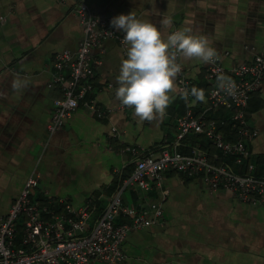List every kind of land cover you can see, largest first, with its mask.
<instances>
[{"label":"crops","instance_id":"crops-1","mask_svg":"<svg viewBox=\"0 0 264 264\" xmlns=\"http://www.w3.org/2000/svg\"><path fill=\"white\" fill-rule=\"evenodd\" d=\"M84 1L100 18L134 12L156 25L165 38L190 27L193 34L211 41L225 70L254 54L264 55V0ZM73 5V0H0V215L34 173L32 199L51 202L56 210L58 200L74 207L92 200L94 217L136 158L157 157L163 149L187 153L190 147L204 145L194 134L175 141V118L187 106L177 92L169 94L173 100L162 120L141 123L132 108L119 106L114 94L126 46L113 39L90 51L97 60L90 96L104 116L96 117L79 105L61 128L47 132L52 100L60 95L57 87L48 86L52 58L74 52L81 38ZM165 17L171 18L170 27L162 26ZM179 62L190 89L205 92L204 102L192 97L188 106L194 113L206 110L208 118L225 120L221 130L232 138L226 112L207 105L206 63ZM16 81L21 82L19 89L13 88ZM245 119L256 131L246 141L248 161L255 164L253 173L263 174L264 79L247 99ZM124 147H133L136 154L122 151ZM161 185L167 191L161 217L128 231L121 244L124 258L116 264H264V202H240L226 189H208L198 176L171 170L163 173ZM125 194L121 200L135 206L158 197L155 189L128 188Z\"/></svg>","mask_w":264,"mask_h":264},{"label":"built area","instance_id":"built-area-1","mask_svg":"<svg viewBox=\"0 0 264 264\" xmlns=\"http://www.w3.org/2000/svg\"><path fill=\"white\" fill-rule=\"evenodd\" d=\"M73 2L81 38L74 52L62 51L52 58L48 86L57 87L60 95L52 100L46 125L48 133L61 128L79 105L96 117L104 116L90 96L89 80L97 62L90 51L99 48L105 39H113L124 46V34L112 27L109 18H100L84 0ZM177 62L180 63L179 58ZM218 74L234 82L235 89L231 94L218 87ZM205 79L209 83L207 105L226 112L232 126V138H226L219 130L225 120L208 118L206 110L194 113L188 106L192 98L189 96L187 102L184 100L186 108L175 118V141L188 134L201 135L222 155L231 156L233 164L245 171H233L225 165L211 162L197 146L190 147L187 153L163 149L157 157L143 155L136 158L130 172L119 180L94 218L92 200L80 207L58 200L60 207L56 210L51 202L32 199L37 176L30 173L6 213L0 215V264L118 263L124 258L121 244L128 231L152 225L161 217V203L167 194L162 188L161 178L167 170L198 176L208 189H226L240 202L251 205L263 203L264 176L252 174L253 164L247 162L249 151L246 141L254 137L256 131L247 125L245 108L249 95L260 87L264 79V55L254 54L249 61L229 70H225L217 59L214 63H206ZM175 82L179 96L180 90H190L183 69ZM119 106L124 107L120 103ZM122 151L136 154L133 147H124ZM127 188L136 191L155 189L158 197L146 204H124L121 196Z\"/></svg>","mask_w":264,"mask_h":264},{"label":"clouds","instance_id":"clouds-1","mask_svg":"<svg viewBox=\"0 0 264 264\" xmlns=\"http://www.w3.org/2000/svg\"><path fill=\"white\" fill-rule=\"evenodd\" d=\"M161 24L170 27L172 20L165 17ZM111 25L124 34L122 43L126 46L115 99L132 108L134 117L141 123L162 120L166 116V109L173 100L169 94L178 91L175 80L182 70L178 58L203 63H214L218 59L211 41L206 36L193 34L190 27L172 31L165 38L156 25L137 18L134 12L113 17ZM217 82L218 87L230 94L235 89L234 82L223 74H218ZM20 87V81L13 83V88ZM179 94L186 102L189 96L197 102L205 101L204 90L197 87L184 88Z\"/></svg>","mask_w":264,"mask_h":264},{"label":"trees","instance_id":"trees-1","mask_svg":"<svg viewBox=\"0 0 264 264\" xmlns=\"http://www.w3.org/2000/svg\"><path fill=\"white\" fill-rule=\"evenodd\" d=\"M221 127H222V125L219 127V130L220 131H222L221 130ZM194 135H197V134H194ZM198 136H201V135H198ZM201 137H202V139L204 141L203 142L204 145H202L201 147L198 146V149L201 150V151H203L207 155L208 159L211 162H213L215 164L225 165L226 167L230 168L233 171H237V172H239V171L240 172L245 171V169H241V168H238L237 169V168H235V166L233 165L232 157L231 156H229V155H222L217 149H215L207 141H205L204 138H203V136H201ZM226 138H229V137H226ZM205 149H207V151ZM211 150H213V152H215L213 155H211V153L209 152ZM247 162H249V161L247 160ZM252 164H253V167H254L255 164L254 163H252ZM263 168H264V165H263ZM252 174H254L256 176H264V172H263V174H255V173H253V170H252Z\"/></svg>","mask_w":264,"mask_h":264},{"label":"rangeland","instance_id":"rangeland-1","mask_svg":"<svg viewBox=\"0 0 264 264\" xmlns=\"http://www.w3.org/2000/svg\"><path fill=\"white\" fill-rule=\"evenodd\" d=\"M189 135H191V134H188L187 136H189ZM127 189H128V188H127ZM127 189H126V190H127ZM126 190H125V191H126ZM125 191H123V194H125ZM125 195H126V194H125ZM122 196H123V195H122ZM121 199H122V197H121ZM122 202H123V201H122ZM123 203L125 204V202H123ZM59 207H60V205H59ZM93 218H94V217H93ZM89 221H90V220H89Z\"/></svg>","mask_w":264,"mask_h":264}]
</instances>
